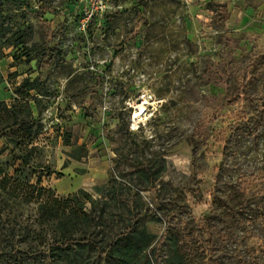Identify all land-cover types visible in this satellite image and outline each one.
<instances>
[{
    "label": "rangeland",
    "instance_id": "374dc122",
    "mask_svg": "<svg viewBox=\"0 0 264 264\" xmlns=\"http://www.w3.org/2000/svg\"><path fill=\"white\" fill-rule=\"evenodd\" d=\"M3 29L2 159L65 197L139 150L161 264H264V0H0Z\"/></svg>",
    "mask_w": 264,
    "mask_h": 264
},
{
    "label": "trees",
    "instance_id": "16d2710c",
    "mask_svg": "<svg viewBox=\"0 0 264 264\" xmlns=\"http://www.w3.org/2000/svg\"><path fill=\"white\" fill-rule=\"evenodd\" d=\"M8 31H0V41ZM33 150L12 148L6 160L0 157V264H161L157 234L143 224L154 212L144 200L145 185L165 169L156 168L158 159H142L139 150L122 154L115 159L117 172L95 185L94 193L80 189L59 197L42 184L43 173L36 175ZM176 254L171 263L185 264L179 250Z\"/></svg>",
    "mask_w": 264,
    "mask_h": 264
}]
</instances>
